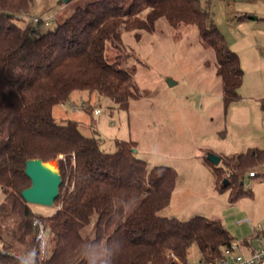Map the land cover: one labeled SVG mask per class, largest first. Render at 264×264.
<instances>
[{
	"label": "trees",
	"instance_id": "1",
	"mask_svg": "<svg viewBox=\"0 0 264 264\" xmlns=\"http://www.w3.org/2000/svg\"><path fill=\"white\" fill-rule=\"evenodd\" d=\"M32 7L33 0H0V264H25L13 256L21 247L35 264H187L193 244L202 263L217 264L234 240L221 221L163 214L179 178L174 168H149L132 140H117L107 152L78 121L54 116L79 90L128 109L137 87L114 52L124 31H152L161 17L198 27L202 44L215 52L225 102L237 100L244 70L209 9L202 0H97L42 32L26 20ZM32 159L55 162L63 179L47 217L22 196L32 185L25 173ZM260 162L264 153L255 150L215 169L219 180L229 178L233 200L248 194L244 174ZM36 218L50 229L46 259L34 252Z\"/></svg>",
	"mask_w": 264,
	"mask_h": 264
},
{
	"label": "rangeland",
	"instance_id": "2",
	"mask_svg": "<svg viewBox=\"0 0 264 264\" xmlns=\"http://www.w3.org/2000/svg\"><path fill=\"white\" fill-rule=\"evenodd\" d=\"M93 1L97 0H33L26 20L45 32ZM202 3L240 56L244 78L237 100L225 102L215 52L202 44L198 27L173 26L161 17L152 31H124L123 47L114 52L132 71L137 87L128 109L85 90L74 91L69 102L55 109L77 120L85 135L101 139L107 152L116 150L117 140H132L149 168H174L179 178L163 214L182 220L202 215L221 221L234 237V254L242 256L264 248V229L257 228L259 224L264 228V162L249 170L257 176L250 177L249 171L244 174L248 194L236 200L226 183L229 178L219 180L215 169H224L227 157L255 150L264 153V0ZM36 19L41 22L36 24ZM74 105L78 110L72 109ZM210 153L222 157L219 165L209 161ZM3 201L0 187V204ZM33 208L45 217L56 211L55 206L35 204ZM20 249L29 256L25 248ZM187 264H205L197 244L190 247Z\"/></svg>",
	"mask_w": 264,
	"mask_h": 264
},
{
	"label": "water",
	"instance_id": "3",
	"mask_svg": "<svg viewBox=\"0 0 264 264\" xmlns=\"http://www.w3.org/2000/svg\"><path fill=\"white\" fill-rule=\"evenodd\" d=\"M64 1L68 2L69 0ZM168 83L170 86L175 84L170 79ZM208 159L215 165H219L222 161V157L214 153H210ZM50 163L44 162L42 159L27 161L25 173L30 178L32 185L22 193L26 202L33 205L55 206L63 179L59 169L53 170L50 167Z\"/></svg>",
	"mask_w": 264,
	"mask_h": 264
},
{
	"label": "built area",
	"instance_id": "4",
	"mask_svg": "<svg viewBox=\"0 0 264 264\" xmlns=\"http://www.w3.org/2000/svg\"><path fill=\"white\" fill-rule=\"evenodd\" d=\"M39 22L38 19H36ZM35 22V23H37ZM72 109L78 110L77 107L74 105ZM99 111H96L95 114H98ZM257 176L255 171L250 173V177ZM34 228L36 230V246L34 252L39 254L41 259H46L49 255V232L50 229L45 225L42 219L36 218L34 220ZM258 229L262 228V225H258ZM254 227V229H257ZM249 246V245H247ZM1 248V247H0ZM249 248V247H248ZM2 249V248H1ZM237 249V246H233L225 251L224 257L217 263V264H264V248L261 251L252 250L250 254H245L242 256H236L234 251ZM250 251V250H249ZM4 253V251H3ZM5 254V253H4ZM13 256L23 261L25 264H35V260L32 256H24L23 254H13ZM174 256V255H172ZM206 264V263H205ZM213 264V263H211Z\"/></svg>",
	"mask_w": 264,
	"mask_h": 264
},
{
	"label": "crops",
	"instance_id": "5",
	"mask_svg": "<svg viewBox=\"0 0 264 264\" xmlns=\"http://www.w3.org/2000/svg\"><path fill=\"white\" fill-rule=\"evenodd\" d=\"M257 19V18H256ZM237 53V52H236ZM240 57V56H239ZM243 68V67H242ZM251 99H253V98H251ZM253 100H255V99H253ZM255 101H257V100H255ZM56 108V107H55ZM76 111V110H75ZM54 116H55V118L58 120V121H65V120H68V118H66L67 117V115L65 114L64 116H61V113L60 114H57V111H56V109H54ZM59 116V117H58ZM61 117V118H60ZM63 118V119H62ZM64 118H66V119H64ZM59 119H61V120H59ZM72 120H75V119H72ZM75 121H77V120H75ZM257 175H258V173H257ZM249 176H250V174H249ZM239 224H243V222H240Z\"/></svg>",
	"mask_w": 264,
	"mask_h": 264
},
{
	"label": "bare ground",
	"instance_id": "6",
	"mask_svg": "<svg viewBox=\"0 0 264 264\" xmlns=\"http://www.w3.org/2000/svg\"><path fill=\"white\" fill-rule=\"evenodd\" d=\"M56 163L55 162H51L50 163V167L53 169V170H56Z\"/></svg>",
	"mask_w": 264,
	"mask_h": 264
},
{
	"label": "clouds",
	"instance_id": "7",
	"mask_svg": "<svg viewBox=\"0 0 264 264\" xmlns=\"http://www.w3.org/2000/svg\"><path fill=\"white\" fill-rule=\"evenodd\" d=\"M136 209H125V211H127V212H133V211H135ZM90 264H91V262H90Z\"/></svg>",
	"mask_w": 264,
	"mask_h": 264
}]
</instances>
